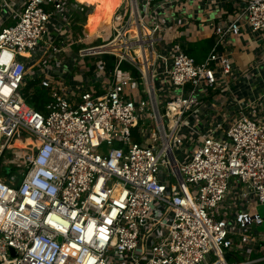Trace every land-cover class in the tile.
I'll use <instances>...</instances> for the list:
<instances>
[{"label": "built area", "instance_id": "1", "mask_svg": "<svg viewBox=\"0 0 264 264\" xmlns=\"http://www.w3.org/2000/svg\"><path fill=\"white\" fill-rule=\"evenodd\" d=\"M176 1L85 45L75 0H0V264H264V49L233 58L264 48V0H228L201 62Z\"/></svg>", "mask_w": 264, "mask_h": 264}, {"label": "crops", "instance_id": "2", "mask_svg": "<svg viewBox=\"0 0 264 264\" xmlns=\"http://www.w3.org/2000/svg\"><path fill=\"white\" fill-rule=\"evenodd\" d=\"M174 5L178 11L177 16H185L187 20L184 27L178 28L177 34L181 36L176 41L182 44L184 50L191 52L197 62H201L212 46L211 22H216L222 12L229 10L230 4L228 0H178ZM246 38L242 36L233 45L234 62L241 70L248 67L255 58V53H262L264 49L261 44L253 54L252 47L245 44ZM206 39L211 40L208 48L202 44Z\"/></svg>", "mask_w": 264, "mask_h": 264}, {"label": "bare ground", "instance_id": "3", "mask_svg": "<svg viewBox=\"0 0 264 264\" xmlns=\"http://www.w3.org/2000/svg\"><path fill=\"white\" fill-rule=\"evenodd\" d=\"M127 0H76L75 16L81 40L93 43L105 36L111 28L121 23L128 8ZM36 140L25 132L17 131L10 146L26 153ZM27 144V145H26Z\"/></svg>", "mask_w": 264, "mask_h": 264}, {"label": "trees", "instance_id": "4", "mask_svg": "<svg viewBox=\"0 0 264 264\" xmlns=\"http://www.w3.org/2000/svg\"><path fill=\"white\" fill-rule=\"evenodd\" d=\"M202 44L206 45L208 48L211 44V40L210 39L203 40ZM186 52L187 54L192 55L191 52L189 51ZM22 92L24 99L28 105L33 107L35 110L43 109V105L47 102L48 97L46 95V92L43 90V88L38 84V80L27 79L26 83L22 88Z\"/></svg>", "mask_w": 264, "mask_h": 264}, {"label": "rangeland", "instance_id": "5", "mask_svg": "<svg viewBox=\"0 0 264 264\" xmlns=\"http://www.w3.org/2000/svg\"><path fill=\"white\" fill-rule=\"evenodd\" d=\"M126 4L128 5V8H129V5H130V3H129V0H127L126 1ZM127 8V9H128ZM126 13H127V11H126ZM126 15V14H125ZM111 36H112V33H110V30H109V32L106 34V39H109V38H111ZM100 41L99 40H96L95 42H93V43H87V42H85L84 44L85 45H92V44H98ZM43 90L46 92V95H47V102H48V100H49V96H48V91H47V89H45V88H43ZM46 102V103H47ZM45 103V104H46ZM44 104V105H45ZM27 135H29L30 137H31V135L30 134H28V133H26ZM8 148H11V146H10V144H9V147ZM8 151V150H7ZM7 151H6V153H5V155H4V158H7V157H9V154L7 153ZM5 169L7 170V167H5ZM256 210H257V212L260 214V216L261 217H263L264 218V206L263 205H258L257 207H256ZM257 229L259 230V231H264V221H263V223L261 224V225H259V226H257Z\"/></svg>", "mask_w": 264, "mask_h": 264}, {"label": "water", "instance_id": "6", "mask_svg": "<svg viewBox=\"0 0 264 264\" xmlns=\"http://www.w3.org/2000/svg\"><path fill=\"white\" fill-rule=\"evenodd\" d=\"M11 252H13L12 250H10Z\"/></svg>", "mask_w": 264, "mask_h": 264}]
</instances>
